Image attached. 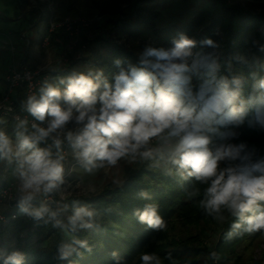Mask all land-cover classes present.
I'll return each instance as SVG.
<instances>
[{"label":"clouds","instance_id":"1","mask_svg":"<svg viewBox=\"0 0 264 264\" xmlns=\"http://www.w3.org/2000/svg\"><path fill=\"white\" fill-rule=\"evenodd\" d=\"M199 43L212 51L194 55L197 41L184 33L171 41V47L147 45L138 64L125 68L115 60L120 70L112 82L103 69L45 78L23 105L35 121L30 129L27 119L17 118L15 143L0 130V160H16L19 212L69 237L58 244L56 260L73 264V255L91 253L95 245L77 233L99 227L101 216L79 200L69 205L52 199L66 192L65 141L76 164L89 174L127 160L165 175L175 169L184 180L194 178L205 185L199 208L206 216L221 224L235 218L227 240L264 232V158H256L257 150L244 142H228L238 135L232 128L246 118L249 127L264 129V78L253 73V91L244 99L242 77L217 75L219 43L211 38ZM235 59L247 63L243 55ZM193 76L201 81L198 87ZM46 120L47 126L41 127ZM70 122L77 129L65 132ZM214 138L221 143H214ZM222 161L227 162L224 168L219 167ZM197 194L198 190L191 196ZM138 195L150 199L147 191ZM134 216L155 231L168 227L155 202L136 208ZM111 255L115 264H126L116 251ZM211 257L216 259L217 254L212 252ZM25 259L20 250L0 248V264H25ZM139 264L163 260L155 252H142Z\"/></svg>","mask_w":264,"mask_h":264},{"label":"trees","instance_id":"2","mask_svg":"<svg viewBox=\"0 0 264 264\" xmlns=\"http://www.w3.org/2000/svg\"><path fill=\"white\" fill-rule=\"evenodd\" d=\"M202 2L197 12L185 23L171 22L162 26L156 25L159 13L155 9V3L134 7L130 20L121 23L119 14L124 12L118 6L103 3L96 7L99 14L112 16L111 27H117L131 38L148 29L159 46L171 47V41L178 38L180 33H184L197 41V46L193 49L195 55L198 52L212 51L208 47H202L199 42L205 38L213 39L220 45V68L217 75L229 79L233 76L242 77V97L247 99L256 82L253 73L257 79L264 78V51L260 50V46H264V12H250L236 5H229L226 0ZM101 39L96 35L90 43L94 44ZM102 40L101 51L91 56V62L86 68L76 71L103 69L104 77L112 82L114 75L120 70L115 64L116 59H120L121 66L125 68L129 63H139V55L133 49L109 39ZM254 41H258V45L254 44ZM237 54L246 57L247 63L237 61ZM229 62L231 68L228 67ZM72 71L55 69L49 73L45 71L44 75L45 78L55 80L56 77L66 76ZM200 82L193 76L192 83L195 87H198ZM247 119L243 125L232 128L238 135L228 142H244L249 148L257 150L256 158H264V129L249 127ZM16 125L14 121H8L5 127L14 143ZM68 125L71 131L77 129L74 122ZM214 143L219 144L221 141L214 138ZM40 146L43 147L44 144ZM14 166L15 159L12 164V167ZM226 166L227 162H220V168ZM204 188L205 185L194 178L184 180L175 174V169L172 175H165L149 168L147 164L136 163L121 182L108 183L97 192L69 195L63 199L53 195V200L69 205L72 200L87 203L101 214L99 227L90 232L77 233L81 239H88L90 244L95 245L93 251H85L83 256L73 255L70 260L73 264H115L111 253L116 251L126 264H139V255L142 252H155L161 257L163 264H239L244 251L257 239L264 238V232L242 233L227 240L226 233L235 218L228 217L221 224L206 216L199 208ZM142 190L149 193L150 199H143L138 195ZM197 190L198 194L191 196V193ZM152 202L158 204L160 215L167 222L168 227L163 232L149 229L134 216L136 208H143L145 204ZM5 216L8 221L3 230H8L15 236L19 250L25 254V264H69L68 260L55 259L58 244L61 240L69 238L64 233L51 226H43L20 213L17 204L8 209ZM214 229L217 232L216 241L209 248L206 243L207 231ZM33 236L45 241V246L30 249ZM212 252L217 254L216 259L211 257ZM169 254L170 259L167 258Z\"/></svg>","mask_w":264,"mask_h":264},{"label":"rangeland","instance_id":"3","mask_svg":"<svg viewBox=\"0 0 264 264\" xmlns=\"http://www.w3.org/2000/svg\"><path fill=\"white\" fill-rule=\"evenodd\" d=\"M103 3L118 6L124 12L119 14L120 23L130 20L134 7L155 3V9L159 13L156 25L162 26L171 22L185 23L197 12L203 2L202 0H0V97L6 90L4 75L10 68L26 65L41 69L44 74L45 71L49 73L55 69L81 70L90 64L93 54L101 51L102 39L119 42L133 49L138 55L147 45L161 47L148 29L131 38L117 27H111L112 16L98 13L96 6ZM226 3L250 12H264V0H226ZM35 8L36 11H32ZM51 14L57 21L83 18L87 24L81 25L77 33L63 28L49 33L46 23ZM96 35L102 39L94 44L90 43ZM45 37L46 41H44ZM8 121L12 120L0 114V130H4L7 134L5 127ZM67 131H71L69 125L65 129V132ZM9 137L11 138L10 135ZM63 148L66 157L64 185L66 192L62 196L56 195L58 199L69 195L94 193L108 183H119L136 164L121 160L116 167L106 166L89 174L76 164L68 143ZM14 159L11 162L7 159L0 160V190L6 189L0 212L7 221L5 213L16 204L19 183L17 165L12 167ZM5 223L0 222V248L8 252L19 250L20 246L15 236L10 231L3 230ZM215 231L216 229L207 231L206 243L209 248L216 241ZM45 244L46 242L39 240L38 236H33L30 249L43 247ZM253 262L264 264V238L257 239L244 251L239 264H253Z\"/></svg>","mask_w":264,"mask_h":264},{"label":"built area","instance_id":"4","mask_svg":"<svg viewBox=\"0 0 264 264\" xmlns=\"http://www.w3.org/2000/svg\"><path fill=\"white\" fill-rule=\"evenodd\" d=\"M46 27L47 31L54 32L59 28H63L66 31H74L77 33L78 28L81 25H86L87 21L83 18L64 19V21H57L53 19L51 14L47 19ZM46 41V37L44 38ZM45 79L44 73L41 69L30 68L26 65H19L18 67L10 68L4 75V83L6 90L0 97V114L5 115L15 123H18V119H27L29 122V128L31 123L35 122L34 118L24 108V102L28 95L32 94L38 89L41 82ZM19 94V95H18ZM20 97V98H19ZM20 99V102L18 100ZM39 123V122H37ZM41 127L47 126V120L40 125ZM63 139V137H61ZM67 145V141L63 146ZM64 152V148L62 149ZM6 196V189L0 190V205L2 198ZM0 222H7L6 218L0 212Z\"/></svg>","mask_w":264,"mask_h":264},{"label":"crops","instance_id":"5","mask_svg":"<svg viewBox=\"0 0 264 264\" xmlns=\"http://www.w3.org/2000/svg\"><path fill=\"white\" fill-rule=\"evenodd\" d=\"M35 10L36 11V8L35 9H32V11ZM37 18H38V14H37ZM22 38H25L24 36H22Z\"/></svg>","mask_w":264,"mask_h":264}]
</instances>
